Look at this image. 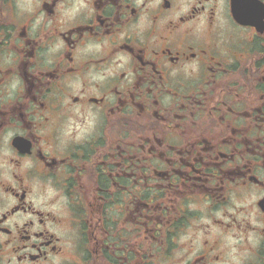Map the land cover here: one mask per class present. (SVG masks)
<instances>
[{"label": "flooded vegetation", "instance_id": "1", "mask_svg": "<svg viewBox=\"0 0 264 264\" xmlns=\"http://www.w3.org/2000/svg\"><path fill=\"white\" fill-rule=\"evenodd\" d=\"M0 264H264V0H0Z\"/></svg>", "mask_w": 264, "mask_h": 264}]
</instances>
